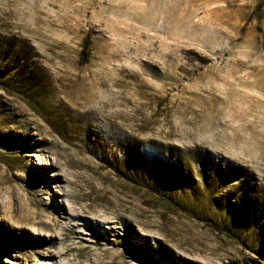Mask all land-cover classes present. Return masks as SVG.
<instances>
[{"label": "rangeland", "instance_id": "374dc122", "mask_svg": "<svg viewBox=\"0 0 264 264\" xmlns=\"http://www.w3.org/2000/svg\"><path fill=\"white\" fill-rule=\"evenodd\" d=\"M19 70L0 264H264V0H0Z\"/></svg>", "mask_w": 264, "mask_h": 264}, {"label": "trees", "instance_id": "16d2710c", "mask_svg": "<svg viewBox=\"0 0 264 264\" xmlns=\"http://www.w3.org/2000/svg\"><path fill=\"white\" fill-rule=\"evenodd\" d=\"M20 70L15 74V79L13 81H4L0 76V85L3 89L20 95L23 99H25L28 103L32 104L30 100V96L26 95V90L30 87L28 82L25 81L22 76L20 75ZM33 106V105H32Z\"/></svg>", "mask_w": 264, "mask_h": 264}]
</instances>
